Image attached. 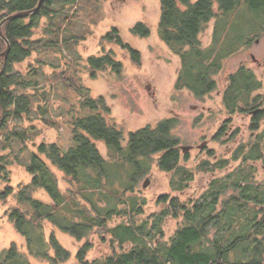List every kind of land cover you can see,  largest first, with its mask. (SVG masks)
Here are the masks:
<instances>
[{
    "label": "trees",
    "instance_id": "obj_1",
    "mask_svg": "<svg viewBox=\"0 0 264 264\" xmlns=\"http://www.w3.org/2000/svg\"><path fill=\"white\" fill-rule=\"evenodd\" d=\"M38 1L0 0V21L34 9ZM159 1L158 37L181 58L177 89L184 85L189 64L205 58L196 56L199 53L196 45L209 22L214 23L212 37L217 39L223 38L227 30L223 15L242 4L264 14V0ZM56 2L43 0L34 13L8 20L1 27L9 50L0 57V186H3L0 201L14 199L15 204L5 215L24 238L26 252L12 242L0 251V264H32L31 257L49 264L68 260L69 250L54 231L46 233V223L77 240L88 236L93 228H100L122 248L89 260L90 245L86 242L76 252L78 264H264V180L257 179L255 166L258 160L264 164L261 136L239 143L230 158L205 160L194 170L180 164L179 139L172 134L175 118L129 131L125 139L123 127L109 118L111 109L106 99L91 95L88 89L79 101V113L68 120L71 133L68 147L63 148L57 142L36 143L39 132L33 126H22L25 117L30 120L37 100L45 102L37 104L36 111L41 115L50 106L52 93L38 92L40 79L46 76L41 69L46 61L39 57L36 61L39 67L29 65L25 71L17 66L35 51L40 55L58 47L59 34L55 39L33 38V29L42 18L49 20L47 32L56 31L52 28L54 18L63 6L56 8ZM63 21L65 24L66 17ZM112 29L118 32L116 27ZM130 30L140 37L150 34V27L142 21ZM71 39L62 37L61 41L67 44ZM116 41L139 60V51L119 35ZM189 46L191 49L187 50ZM5 49L6 43L0 37V53ZM88 60L101 67L106 63L121 66V62L113 59L111 50L102 56L91 55ZM51 79L55 89L60 83L58 75L52 74ZM241 95L240 91L235 94L236 98ZM239 110L242 111L241 107ZM41 120L59 127L52 116H43ZM258 128L255 118L251 129ZM97 141L105 145L106 157L98 149ZM23 152L25 162L19 160ZM154 157L160 170L174 173L175 189L180 191L193 180L195 171L213 172L231 162L237 164L222 176L212 178L196 197L161 195V210L137 220L134 215L143 213L145 199L135 193L136 178L147 172ZM14 161L23 165L30 176L27 182L16 186L11 184L9 169ZM126 168L131 172L123 175ZM55 171L67 182L66 188L60 187ZM41 191L46 192L50 201L36 196ZM112 216L128 219L109 227L107 222ZM168 217L180 218V224L163 239L162 226Z\"/></svg>",
    "mask_w": 264,
    "mask_h": 264
},
{
    "label": "rangeland",
    "instance_id": "obj_2",
    "mask_svg": "<svg viewBox=\"0 0 264 264\" xmlns=\"http://www.w3.org/2000/svg\"><path fill=\"white\" fill-rule=\"evenodd\" d=\"M55 5L58 9L63 5L54 18V27L52 28H56V31L47 32L49 20L42 18L39 25L33 29V38L55 39L56 34H59L58 47L49 49L40 55L35 51L30 58L17 66L21 71H25L29 65L39 67L36 62L39 57L46 61L41 67L46 76L43 79L41 77L38 92L52 93L48 111L44 115L36 111L37 104L44 105L45 103L44 100L39 99L35 102L34 110L29 114L30 120L25 117L22 121L23 127L33 126L35 132H39L35 139L36 143L41 141L57 142L63 148L69 146L71 133L68 120L70 116L79 113L78 104L86 89L91 95H101L106 99V103L111 109L109 118L123 127L125 139H127L129 131L148 124L155 125L165 118L176 119L172 134L179 139V149L181 146L196 144L202 135L210 139L218 123L227 114L225 111L220 112L218 105H212L208 101L206 106H211L213 112L217 113L218 111V115L207 114L203 122H195V116L199 114V108L203 102H198L199 100L195 98L193 99L195 102L187 100L185 89L183 87L177 89L175 86L177 78L182 72L181 58L158 37L156 29L160 15L159 0H73L70 2L57 0ZM64 17H66L65 24ZM222 18L226 23L227 30L223 37L224 46L220 50L221 54L227 49L239 47L249 38L260 39L259 44L252 45L249 50L254 51L257 56L262 53L264 49V32L261 29L264 24L263 13L259 14L255 9L242 4L223 15ZM138 21H142L150 27L148 36L140 37L131 32L130 28ZM212 23L213 21L209 22L199 35L203 45L208 44L212 37ZM113 27H116L118 32L113 31ZM259 29H261L260 32L254 35ZM117 35L139 51V60L132 58L131 53L121 47L116 41ZM62 37H72L73 39L65 44L61 41ZM110 50L113 53V59L121 62L120 67L111 63H106L104 67H101L89 62L88 58L91 55L102 56ZM248 58L247 51L241 49L234 51L233 55L224 62L223 71L235 70L240 60ZM52 74L58 75L60 81L59 86L55 89L51 83ZM261 92H264V88ZM191 102L200 103L198 109L191 110L188 107ZM43 116L54 117L59 123V127L45 124L41 120ZM249 123L247 117L234 116L232 126L239 129L235 141L244 143L251 138L261 136L264 153V123H260L258 130H252ZM225 139L223 137L221 140L209 143V148L212 149L210 155L197 150H189L191 157L186 158L187 152H182L180 149V164L195 170L199 160L211 161L214 158L213 154L219 159L230 158L233 154L231 151L237 142ZM96 143L100 152L106 157L105 145L100 141ZM19 160L25 162L26 153H20ZM236 164L237 162H231L222 171L215 170L216 174L211 171H195L193 180L183 191H180L175 189L174 173L160 170L156 166L154 157L147 172L136 178L135 193L144 198L145 203L143 204V213L134 215V217L140 220L153 212L160 211L162 204L159 202V197L161 195H179L182 199L200 195L212 178L222 176ZM110 166L114 170V166ZM255 166L257 179L264 180L262 160H258ZM9 169L13 186L27 182L30 178L24 166L17 161H14ZM55 172L60 187L66 188L68 184L63 180L61 173ZM130 172L129 168L122 170L123 175ZM145 178H148L149 181L144 188L142 184ZM2 187L1 185L0 189ZM36 196L46 202L50 201L46 192L41 191ZM14 204L12 197L7 202L0 201V251L15 242L22 251L26 252L24 238L16 232L5 215L6 210ZM127 219L126 216H112L107 225L110 227L118 222L127 221ZM179 224L180 218L168 217L162 226L163 239H167ZM50 231H54L62 245L70 252L68 260L60 264H78L75 257L76 252L86 242L90 245L87 252L89 260L102 258L113 251L122 249L117 242L111 240L109 233L100 228H93L88 236L81 240H77L53 227L52 224L46 223V233ZM30 259L32 264H49L46 260L32 257Z\"/></svg>",
    "mask_w": 264,
    "mask_h": 264
},
{
    "label": "flooded vegetation",
    "instance_id": "obj_3",
    "mask_svg": "<svg viewBox=\"0 0 264 264\" xmlns=\"http://www.w3.org/2000/svg\"><path fill=\"white\" fill-rule=\"evenodd\" d=\"M212 24L213 33L214 23ZM261 29L264 32V24ZM261 29L255 32L254 35L259 33ZM259 42V38H249L239 47L227 49L221 54L220 50L224 46L223 38L216 39L211 37L206 45H203L201 39L198 38L196 50L199 53L196 56L200 55L205 58H198L199 63L196 61L197 64H189L188 74L184 79L183 85L187 100L191 101L195 98L199 100L198 102H203L200 105L199 114L195 116V122H203L207 114L218 115V111L217 113L213 112L211 106H206L208 101L212 105H218L220 112L225 111L227 115L218 123L210 139L202 135L196 144L187 145L186 158H190V151L194 150L201 151L207 155L212 154L209 143L221 140L223 137L235 141L238 137L239 133L237 132H239V129L232 126L234 116L247 117L250 122L249 125L253 123L255 118H257L259 126L260 123H264V92H261L262 88H264V49L259 56L254 51L249 50L252 45L259 44ZM190 49L191 46L187 47V50ZM238 49L247 51V57L249 58L240 60L235 70L223 71V64L226 59ZM239 91L242 94L241 98H236L235 94ZM246 94L248 95L245 96ZM194 102L189 103L188 107L191 110L198 109V104H200ZM239 107H241L242 111L239 110ZM238 145L239 143L237 142L231 153L234 152ZM213 157L212 162L219 160L214 154ZM203 161L205 159L199 160L198 163ZM218 170L222 171L223 169ZM212 173L216 174L215 171Z\"/></svg>",
    "mask_w": 264,
    "mask_h": 264
},
{
    "label": "water",
    "instance_id": "obj_4",
    "mask_svg": "<svg viewBox=\"0 0 264 264\" xmlns=\"http://www.w3.org/2000/svg\"><path fill=\"white\" fill-rule=\"evenodd\" d=\"M42 1L43 0H39L37 6L34 9L30 10V11H20V12L14 13L12 15H9L7 17H4L0 21V37L2 39H4V41L6 43V49L3 52L0 53V57L5 56L6 53L8 52V50H9V42L4 38V35L2 33V30H1V27H2L3 23H5L6 21L11 20V19H15V18H18V17L27 16V15H30V14L34 13L39 8V6L41 5ZM180 149H181L182 152H185V151H187L188 146H181ZM148 181H149L148 178H145V180L143 181L142 186L144 188L147 186Z\"/></svg>",
    "mask_w": 264,
    "mask_h": 264
}]
</instances>
